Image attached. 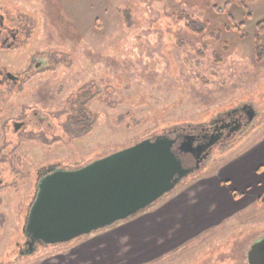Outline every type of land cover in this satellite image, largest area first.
Masks as SVG:
<instances>
[{
    "label": "rangeland",
    "instance_id": "374dc122",
    "mask_svg": "<svg viewBox=\"0 0 264 264\" xmlns=\"http://www.w3.org/2000/svg\"><path fill=\"white\" fill-rule=\"evenodd\" d=\"M2 2L32 19L37 47L48 48V72L27 87L26 96L36 93L26 102L47 114L48 137L63 140L51 145L36 139L24 142L21 155L35 159L36 166L76 169L145 137L200 128L243 103H251L256 115L236 139L213 146L204 164L184 179L187 186L180 190L181 185L176 198L163 206L158 222L151 216L122 222L17 259L15 239H23V217L20 224L11 219L6 235L0 236V260L249 264L251 245L264 235V60L258 61L255 48L264 0ZM182 11L205 24V32L194 33L178 20ZM261 36L264 45V32ZM83 89L96 93L86 108L97 121L89 134L70 137L62 125L72 108L79 109ZM16 105L7 104L6 110L16 114ZM30 130L33 136L42 132ZM23 133V138L29 134ZM30 185L21 181L25 202L33 194Z\"/></svg>",
    "mask_w": 264,
    "mask_h": 264
},
{
    "label": "water",
    "instance_id": "95a60500",
    "mask_svg": "<svg viewBox=\"0 0 264 264\" xmlns=\"http://www.w3.org/2000/svg\"><path fill=\"white\" fill-rule=\"evenodd\" d=\"M170 132V131H169ZM171 133V132H170ZM194 136L177 138L162 133L94 159L76 169L48 166L38 180L24 234L31 249L56 245L110 227L146 210L173 192L201 167L206 149ZM181 153H192L197 163L186 167ZM249 264H264V236L253 242Z\"/></svg>",
    "mask_w": 264,
    "mask_h": 264
},
{
    "label": "flooded vegetation",
    "instance_id": "af4514ba",
    "mask_svg": "<svg viewBox=\"0 0 264 264\" xmlns=\"http://www.w3.org/2000/svg\"><path fill=\"white\" fill-rule=\"evenodd\" d=\"M2 1L0 0V131H2V134L0 133V236L2 238L6 235L4 234L6 225L11 219L14 224H20L23 217L21 227L23 239L22 241L15 239V245L17 259H25L33 256L39 247H47L36 244L31 249L29 238L24 234L23 228L36 196L38 180L48 173V164L36 166L35 159L30 160L28 154L21 155L20 150L24 142H35L33 141L35 139L31 138L34 132L27 131L28 129L37 128L46 133L48 131L47 114L42 115L40 108L34 102H26L36 93L30 92L31 94L26 96L27 87L39 74L48 72V48L42 50L37 47L35 22L22 13H13ZM22 93H25V97ZM14 100L17 101L16 114L14 111L6 110V105L15 102ZM255 115L256 110L252 104L243 103L225 114L216 116L209 124L200 128L183 127L180 132H166V134L177 138L176 149L185 136L189 135L195 137V146L205 147L213 143L204 152L208 155L202 161V165L209 158L213 146L226 145L236 139L237 134L243 133L251 126ZM5 130H9L13 136L6 137ZM23 132H28V136L23 138L26 134ZM178 153L186 167L196 166L197 159L192 153H181L179 150ZM26 180L30 181V187L33 188V194L27 202L23 201L21 194V189L25 190L24 187L21 188V181L26 183ZM29 194L28 191L27 196ZM0 264L5 262L0 260Z\"/></svg>",
    "mask_w": 264,
    "mask_h": 264
},
{
    "label": "trees",
    "instance_id": "16d2710c",
    "mask_svg": "<svg viewBox=\"0 0 264 264\" xmlns=\"http://www.w3.org/2000/svg\"><path fill=\"white\" fill-rule=\"evenodd\" d=\"M237 1L240 2L241 4L242 3L246 4L247 2H250L253 0H237ZM125 14L127 15V17L130 16L129 11H125ZM177 17H178V20L183 21L186 27L192 32L199 33V34H203V32H205V24L201 23L199 20H197L195 17H193L188 12L182 11L177 14ZM199 26H201V28ZM257 28H258V34L255 36V48L257 52L258 61H263L264 60V45L262 44L261 34L264 32V21L259 22L257 25ZM90 90L83 89L82 91H79L80 93L78 96V100L80 101L79 109L77 110L75 108H72V113L68 112L67 121L66 123L62 125L63 129L66 130V133L70 135V137L80 138V137H83L89 134L93 130L94 125L97 121V117L94 114L90 113L86 108L87 103L89 102L91 97L96 96V93L94 94ZM82 98H84L85 100L83 99L81 101ZM35 136L31 135V137H35L34 139L43 143V145L44 144L51 145V144H54L56 142H60L63 140L62 137L59 135H55L53 138H49L48 133H46L45 131H42L40 132V135L37 134ZM145 138H148V137H145ZM109 153H106L105 155Z\"/></svg>",
    "mask_w": 264,
    "mask_h": 264
},
{
    "label": "crops",
    "instance_id": "0c3cea01",
    "mask_svg": "<svg viewBox=\"0 0 264 264\" xmlns=\"http://www.w3.org/2000/svg\"><path fill=\"white\" fill-rule=\"evenodd\" d=\"M187 185H183L182 186V188L180 189V190H182V189H184L185 187H186ZM177 192H179V191H177ZM176 193V192H175ZM175 193H171L170 195H167L166 197H164V198H162V200H160L159 202H157L155 205H157L158 206V208L157 207H155V205L154 206H152L151 208H149L148 210H146V211H144V212H142L141 214H138V215H136V216H134V217H132L131 219H129V220H127V221H124V222H128V221H130V222H135V221H138V220H143V219H145V218H148V217H150L151 216V218L152 217H154L153 218V222H158L159 221V219L157 218L158 216H159V212L161 211V209H163L164 207V205H167V204H169L171 201H173L176 197L174 196V194ZM175 197V198H173V197ZM172 197V198H171ZM168 200V201H167ZM159 203V204H158ZM160 205H161V207H160ZM155 208H157V210L155 211L154 209ZM153 210V212L152 213H150L151 211ZM157 218V219H156ZM114 227H117V226H111V227H109V228H107V229H114ZM107 229H103V230H107ZM99 231H101V230H99ZM96 232H98V231H96ZM111 232V231H110Z\"/></svg>",
    "mask_w": 264,
    "mask_h": 264
}]
</instances>
